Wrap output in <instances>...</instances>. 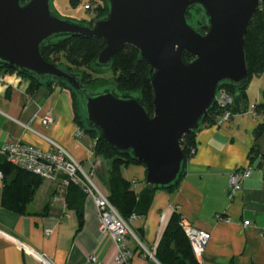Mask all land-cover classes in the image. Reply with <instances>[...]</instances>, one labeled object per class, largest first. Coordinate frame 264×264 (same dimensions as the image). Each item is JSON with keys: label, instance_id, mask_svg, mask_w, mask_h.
<instances>
[{"label": "crops", "instance_id": "1", "mask_svg": "<svg viewBox=\"0 0 264 264\" xmlns=\"http://www.w3.org/2000/svg\"><path fill=\"white\" fill-rule=\"evenodd\" d=\"M254 78V89L247 88L246 94L236 99L229 122L200 130L197 151L174 191L154 190L143 165L122 169L123 177L136 192L144 193L145 199L152 196L146 214L131 223L141 241L158 246L177 207L182 218L211 234L205 253L198 259L201 264H264V135L258 140L255 137L264 116L255 118L252 113L263 100L264 75ZM29 85V80L18 72L4 71L0 75V149L21 141L48 150V137L91 170L96 184L110 196L111 161L94 153L95 141L88 134H77L71 93L61 86L44 85L31 96ZM46 115H52L55 122L44 125L41 119ZM253 148L260 153L254 161ZM3 160L0 153V164ZM248 167L253 168L252 176L244 180L241 191L230 195L229 175ZM3 187L4 179L0 177V230L4 233L45 255L53 264H117V243L101 231L92 198L45 180L28 205L27 214L19 215L3 206ZM69 199L83 212L82 224ZM217 213L231 222L218 221ZM246 220L251 224L245 225ZM49 228L53 233L47 236ZM129 246L134 251L129 264H161L157 258L143 257L132 237ZM0 264L42 262L0 233Z\"/></svg>", "mask_w": 264, "mask_h": 264}, {"label": "water", "instance_id": "2", "mask_svg": "<svg viewBox=\"0 0 264 264\" xmlns=\"http://www.w3.org/2000/svg\"><path fill=\"white\" fill-rule=\"evenodd\" d=\"M261 1L109 0V14L90 25L60 18L51 0H0V63L67 82L82 94L86 121L99 138L143 162L149 184L166 187L182 171L183 137L200 127L221 86L251 79L245 37ZM194 8L201 11L196 25L188 19ZM69 35L103 38L101 67L125 45L136 47L154 72V115L136 97L110 89L92 93L79 76L44 56L47 41Z\"/></svg>", "mask_w": 264, "mask_h": 264}, {"label": "trees", "instance_id": "3", "mask_svg": "<svg viewBox=\"0 0 264 264\" xmlns=\"http://www.w3.org/2000/svg\"><path fill=\"white\" fill-rule=\"evenodd\" d=\"M28 0H23L26 2ZM73 8H78L83 2L85 4L96 5L97 18H104L109 14L110 4L109 0H69ZM193 11L200 17V9L194 8L189 14L188 19L191 18ZM96 18L92 17L85 24L93 25ZM199 19V18H198ZM190 21V20H189ZM81 24H84L81 23ZM202 32L206 30L201 28ZM107 43L100 37H84L81 35H69L53 38L47 41L43 46L44 56L58 64L71 74L79 76L92 93L95 89L102 87L106 79L101 77H94V73H99L101 69H110L114 74L115 88H110L117 95H126L136 97L141 104L147 109L148 113L153 116L155 112V91L152 84L153 70L150 64L143 61L140 56V51L132 46L125 45L112 58V61L107 67H101L96 64L99 54L106 48ZM245 52L247 68L251 74V79L240 86L222 85L236 99L242 98L246 94V90L250 81L254 77L264 75V0L261 1L260 7L254 15L246 37H245ZM194 57L187 54V60L191 61ZM18 72L30 82L28 92L32 96L41 86L46 85L48 88L53 86H61L67 89L72 96L73 108L75 112V121L78 124L79 130L85 132L95 141L94 153L111 161V195L109 199L113 206L125 218L129 219L133 215L143 217L149 209L152 202V196L144 198V193L136 192L132 183L126 180L122 175V169L130 165H146L136 158L131 152H120L110 146L106 141L100 139L99 130L91 126L86 121V108L83 102L82 94L73 89L67 82L56 79H41L35 75L10 67L0 63V75L3 72ZM80 97L85 115L81 116L79 113ZM258 114L264 116V92L263 100L255 107ZM220 109L217 103L208 111L203 118L200 127L196 130L186 134L182 141V149L184 152V163L182 171L178 180L170 186L159 187L151 185L155 189H166L174 191L182 178L185 176L186 166L188 161L195 155L198 147L197 135L205 127L215 126L217 116L220 114ZM217 126V125H216ZM264 135V123L258 125L255 130L256 140ZM252 161L258 159L260 156L256 148L252 150ZM0 172L3 174L4 187L2 193V204L10 211L24 215L27 214L28 205L33 202L37 191L44 183L45 179L42 177L17 167L4 157L0 164ZM71 191H75L76 195L81 197L86 196L84 191L74 184L69 186ZM153 190V191H154ZM147 200V202H146ZM70 206L77 209L80 223H83V212L78 205H74L69 199ZM181 215L175 212L165 230V233L157 247L156 258L161 264H201L197 259L191 241L180 225Z\"/></svg>", "mask_w": 264, "mask_h": 264}, {"label": "built area", "instance_id": "4", "mask_svg": "<svg viewBox=\"0 0 264 264\" xmlns=\"http://www.w3.org/2000/svg\"><path fill=\"white\" fill-rule=\"evenodd\" d=\"M234 100L235 98L225 88L219 89L216 103L221 112L216 118L217 126L224 125L233 117L234 113L231 106ZM41 120L44 125L55 122L52 115H46ZM77 134L80 135L81 131L79 130ZM46 139L50 144L48 150L17 141L5 144L0 149V153L8 162L17 167L32 172L45 180L59 182L65 187H69L71 184L79 186L86 196L92 198L97 205L101 231L108 234L117 243L118 253L115 259L117 264H129L134 256V251L129 246L130 237L136 240L140 254L143 257L156 260V250L158 246H150L141 241L131 228V223L138 220L140 217L133 215L129 219H125L113 206L109 199V195L104 193L96 184L94 173L91 170H86L61 144L48 137H46ZM252 174V167L242 168L232 172L229 175L230 195H236L241 191L244 180L250 178ZM2 176L3 174L0 172V177ZM174 211L178 212L179 209L174 207ZM216 219L226 223L231 222L229 217H224L221 213L216 214ZM244 224L250 225L251 221L246 220ZM180 225L187 233L197 259H201L207 249L211 234L208 231L195 227L191 222L182 217ZM0 233L12 239L19 248L28 251L39 259L42 264H53L45 255L29 248L19 239L4 233L2 230H0ZM52 233V228L46 229L45 231L47 236ZM93 259L95 260V258Z\"/></svg>", "mask_w": 264, "mask_h": 264}, {"label": "rangeland", "instance_id": "5", "mask_svg": "<svg viewBox=\"0 0 264 264\" xmlns=\"http://www.w3.org/2000/svg\"><path fill=\"white\" fill-rule=\"evenodd\" d=\"M51 7H52V10L55 12V14H57L60 18L65 19V20H70L72 22H76V23H83L84 22V24H85V23H87V21H83V20L89 21L92 17L98 19L96 17L97 16L96 15L97 14L96 5H94V4H85V2H83L78 8H73L70 5L69 0H51ZM198 18H199V14L197 15L195 13V11H193L192 16H191V18H189V20L194 25H196ZM98 72L99 73H94V77L97 76V77H101L103 79H106V82L102 87L95 89L94 92L102 93L105 90H108L110 88L114 89L115 84H114L113 71L107 68V69H101ZM254 86H255V78H253L250 81L248 89H251V91H252V89H254ZM115 90L117 93L119 92L116 88H115ZM78 102H79V113L81 116H84L85 112H84V108H83L80 97H78ZM234 105H235V100L231 106L232 109H233ZM252 113H253V116L255 118L260 116V114L257 113L255 107L252 109ZM86 114H87V112H86Z\"/></svg>", "mask_w": 264, "mask_h": 264}]
</instances>
